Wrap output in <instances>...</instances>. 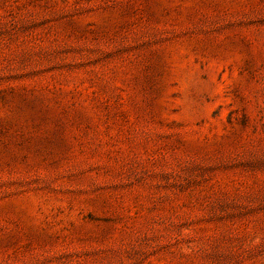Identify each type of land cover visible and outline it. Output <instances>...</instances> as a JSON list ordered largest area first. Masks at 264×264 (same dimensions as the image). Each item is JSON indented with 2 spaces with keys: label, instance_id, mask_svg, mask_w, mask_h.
<instances>
[{
  "label": "rangeland",
  "instance_id": "374dc122",
  "mask_svg": "<svg viewBox=\"0 0 264 264\" xmlns=\"http://www.w3.org/2000/svg\"><path fill=\"white\" fill-rule=\"evenodd\" d=\"M0 264H264V0H0Z\"/></svg>",
  "mask_w": 264,
  "mask_h": 264
}]
</instances>
